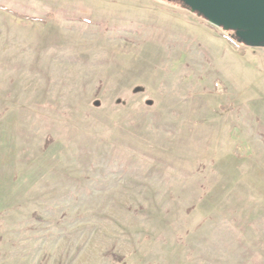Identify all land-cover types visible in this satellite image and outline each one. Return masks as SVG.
<instances>
[{
  "label": "rangeland",
  "instance_id": "obj_1",
  "mask_svg": "<svg viewBox=\"0 0 264 264\" xmlns=\"http://www.w3.org/2000/svg\"><path fill=\"white\" fill-rule=\"evenodd\" d=\"M0 264H264V47L179 0H0Z\"/></svg>",
  "mask_w": 264,
  "mask_h": 264
},
{
  "label": "water",
  "instance_id": "obj_2",
  "mask_svg": "<svg viewBox=\"0 0 264 264\" xmlns=\"http://www.w3.org/2000/svg\"><path fill=\"white\" fill-rule=\"evenodd\" d=\"M250 47H264V0H179Z\"/></svg>",
  "mask_w": 264,
  "mask_h": 264
}]
</instances>
